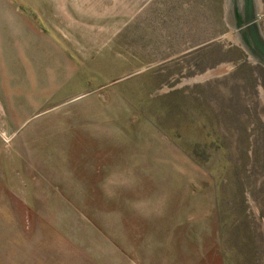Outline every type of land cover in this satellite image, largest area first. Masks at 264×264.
<instances>
[{
	"label": "rangeland",
	"instance_id": "1",
	"mask_svg": "<svg viewBox=\"0 0 264 264\" xmlns=\"http://www.w3.org/2000/svg\"><path fill=\"white\" fill-rule=\"evenodd\" d=\"M224 3L0 0V264H264V69Z\"/></svg>",
	"mask_w": 264,
	"mask_h": 264
},
{
	"label": "water",
	"instance_id": "2",
	"mask_svg": "<svg viewBox=\"0 0 264 264\" xmlns=\"http://www.w3.org/2000/svg\"><path fill=\"white\" fill-rule=\"evenodd\" d=\"M224 22L233 31L244 53L264 69V32L260 25L257 0H224Z\"/></svg>",
	"mask_w": 264,
	"mask_h": 264
},
{
	"label": "crops",
	"instance_id": "3",
	"mask_svg": "<svg viewBox=\"0 0 264 264\" xmlns=\"http://www.w3.org/2000/svg\"><path fill=\"white\" fill-rule=\"evenodd\" d=\"M140 31V30H139ZM161 32H162V34H161V36L160 37H170V31L169 30H167L164 26H163V28L161 27ZM123 154H125V157L124 158H129V156H127L126 157V155L128 154V151L126 152H124ZM134 158V157H133ZM126 163V160H124V163L123 164H125ZM127 163H128V161H127ZM130 163H128V165L126 166V164L122 167V169H127V167H130V165H129ZM141 167H136V168H134V169H137V170H140V169H143V170H146V169H149V170H156V169H160L161 167H160V165L159 164H154V163H147V162H141ZM137 166H140V165H137ZM138 173V172H137ZM154 184V183H153Z\"/></svg>",
	"mask_w": 264,
	"mask_h": 264
}]
</instances>
